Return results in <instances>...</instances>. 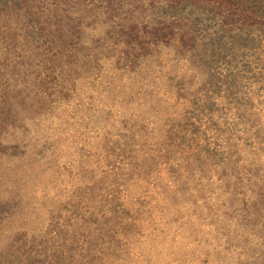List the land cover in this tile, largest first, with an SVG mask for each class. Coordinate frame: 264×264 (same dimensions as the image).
Masks as SVG:
<instances>
[{"label":"rangeland","instance_id":"rangeland-1","mask_svg":"<svg viewBox=\"0 0 264 264\" xmlns=\"http://www.w3.org/2000/svg\"><path fill=\"white\" fill-rule=\"evenodd\" d=\"M229 7L0 0V264H264V67L204 50Z\"/></svg>","mask_w":264,"mask_h":264},{"label":"trees","instance_id":"trees-1","mask_svg":"<svg viewBox=\"0 0 264 264\" xmlns=\"http://www.w3.org/2000/svg\"><path fill=\"white\" fill-rule=\"evenodd\" d=\"M219 1L230 5V7L226 11L211 9L208 12L212 30L208 41L204 43V50L210 53L209 59L206 60L207 67L213 70L220 60L227 64L231 62L229 60L231 56L236 57L238 55L243 60V66H245L239 71L242 74L241 78L251 70L250 67L253 64L255 67L263 69L264 0ZM214 73L219 75L217 71ZM258 76L261 78L260 75ZM225 77L228 78V75ZM233 81L236 79L227 81L225 78V82L229 85L234 84H231Z\"/></svg>","mask_w":264,"mask_h":264}]
</instances>
